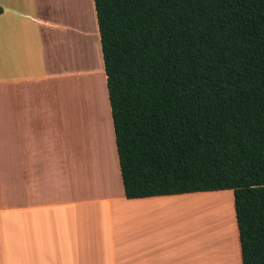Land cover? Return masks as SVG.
Returning <instances> with one entry per match:
<instances>
[{"label": "crops", "instance_id": "obj_1", "mask_svg": "<svg viewBox=\"0 0 264 264\" xmlns=\"http://www.w3.org/2000/svg\"><path fill=\"white\" fill-rule=\"evenodd\" d=\"M0 8V264L229 260L208 237L196 252L167 228L169 205L202 194L127 199L95 1ZM230 262L243 264L239 242Z\"/></svg>", "mask_w": 264, "mask_h": 264}, {"label": "trees", "instance_id": "obj_2", "mask_svg": "<svg viewBox=\"0 0 264 264\" xmlns=\"http://www.w3.org/2000/svg\"><path fill=\"white\" fill-rule=\"evenodd\" d=\"M94 1L127 199L233 191L264 264V0Z\"/></svg>", "mask_w": 264, "mask_h": 264}, {"label": "rangeland", "instance_id": "obj_3", "mask_svg": "<svg viewBox=\"0 0 264 264\" xmlns=\"http://www.w3.org/2000/svg\"><path fill=\"white\" fill-rule=\"evenodd\" d=\"M99 53H100V51H99ZM90 60H91V57L89 58L88 62ZM102 83H103L102 86H103V89H104V96H105L104 102H105V105H106L105 107H106V113H107L105 116H106V119H108V122H109V120H110L109 119V107H108V102H107V98H106L107 97L106 90H105L106 86H105V83L103 81V78H102ZM111 128H112V126H110V130H112ZM112 152L114 154V148H112ZM80 155H83V152L80 153ZM212 194L213 195L216 194L215 196H218L219 198H222V199L224 198V200H225L224 201V205H226V206L229 205V213H232V214L230 215L229 218L226 217V219L229 221V223L227 222V220L224 217H222V219L220 221H216V219L214 221H213V219L210 221V220H206L204 217H202L201 216L202 214H201L200 215L201 219H202V221H201L202 222L201 231L202 230L204 231V230L208 229V230H206L207 232L204 231V232H206V235L208 236V240H207L208 245H211V242L214 241L215 245H219V246L221 245L222 248L224 247V249L226 248V250L228 251V247L231 245V243H237L238 244V242H239V231H238V227H237L236 215H235V218L233 217V215L236 214L235 213V207H234L235 206L234 205V193H233V191H223V192H217V193H199V195H201V196L198 197V198L204 197L205 195L211 196ZM209 199H211V198H209ZM206 203H207V201H206ZM181 205H182L181 203H174V204L169 205V207H171L174 210H172L171 212L167 213V215L170 216L172 221H168L167 222L168 226H167V224H166V226H167L168 230H169V227L171 226L173 235H174L175 238L178 239V242H180V244H179L180 246H182L184 242L186 244L193 243V246H192L193 250L197 252V245L195 244V242L197 241V237H194L193 239H191L190 238V234H193V232L195 231L193 229L198 227L199 223L194 221V220L186 219L185 217H186L187 212H185L181 208ZM214 206H215V203L214 202L212 203L211 200H208V209H207V211L213 212V213H215L217 215V216L215 215L213 218L218 217L219 214L222 216V214L220 212H218V210L220 211L218 206L216 207L217 209L214 208ZM193 214H194V212H193ZM197 216H199V215H196V213H195V215L193 216V219H194V217H196L195 218V220H196L198 218ZM233 218H234V220H233ZM190 225H192V227L190 228V229H192L191 232H190L189 228L187 229V227H190ZM211 228H213L214 230L212 229L213 230L212 231ZM232 229H234V230H232ZM210 230H211V232L209 233ZM220 230L224 234L222 232H220ZM186 233H189V234H187V236H189V238L186 237ZM215 233L216 234L218 233V235L221 234V236H224L223 238H225V239H222L224 246L222 244H218L216 242V240H214V237H216ZM183 235L185 237H183ZM210 237L213 238V239H211ZM185 238H186V240H185ZM202 238H203V236H202ZM230 238H231V240H230ZM202 243H204V240H203ZM190 245H192V244H190ZM241 260H242V255H241ZM239 261H240V258H239ZM222 264H231V262H230V260H227L225 258L222 261Z\"/></svg>", "mask_w": 264, "mask_h": 264}, {"label": "bare ground", "instance_id": "obj_4", "mask_svg": "<svg viewBox=\"0 0 264 264\" xmlns=\"http://www.w3.org/2000/svg\"><path fill=\"white\" fill-rule=\"evenodd\" d=\"M95 55V54H94ZM216 195V194H215ZM215 195H211V196H207V195H205L204 197H201V198H194V199H191V201H184V202H180L182 205H181V208L185 211V212H187V214H186V219H188V220H194V221H196V222H198L199 223V225H198V227H196L195 229H193V230H195L194 232H193V234H190V238L191 239H193L194 237H197V242L199 243L202 239H204V238H207L208 236L206 235V230H208V229H206V230H204V231H206V232H204L203 230V232L201 231V227H202V219H201V216L202 217H204L206 220H212L213 219V221L216 219V221H220L221 219H222V217H224L225 219H226V217L227 218H229L230 217V215L232 214V213H229V205H224V198L222 199V198H219L218 196H215ZM209 198H211V199H209ZM213 198V199H212ZM208 200H211L212 201V203L214 202L215 203V206H214V208H216L217 206H218V208L220 209V211L218 210V212H220L221 214H222V216L219 214V216L218 217H216V218H213L216 214L215 213H213V212H210V211H207V209H208ZM206 201H207V203H206ZM213 209V208H212ZM217 209V208H216ZM179 212V211H178ZM193 212H194V214H193ZM195 213H196V215H199V216H197L198 218L195 220V218L196 217H194V219H193V216L195 215ZM202 214V215H201ZM201 215V216H200ZM217 216V215H216ZM232 217V216H231ZM233 217L235 218V214L233 215ZM234 218H233V220H234ZM185 220V219H184ZM227 220V219H226ZM183 221V220H182ZM227 222L229 223V221L227 220ZM184 225V224H183ZM214 226V225H213ZM229 226V225H228ZM232 226V225H231ZM192 227V225H190V227H187V229L189 228V230H190V232H191V230L192 229H190ZM224 227V226H223ZM194 228V227H193ZM213 228H211V230H212ZM211 230L209 231V233L211 232ZM214 230V229H213ZM212 230V231H213ZM232 230H234V229H232ZM188 232V231H187ZM220 232H222L221 230H220ZM235 232V231H234ZM223 233V232H222ZM187 234H189V233H186V237H188L189 238V236H187ZM216 234V233H215ZM224 234V233H223ZM227 235V234H226ZM202 236H203V238H202ZM213 236V235H212ZM178 237V236H177ZM183 237H185L184 235H183ZM182 237V238H183ZM224 236H221V234H219L218 235V233L216 234V237L214 238V239H216V240H218V241H220V244H222L223 246H224V244H223V241H222V239H225V238H223ZM226 237V236H225ZM229 237V236H228ZM179 238V237H178ZM187 238V239H188ZM211 238V237H210ZM211 239H213V238H211ZM176 240H177V238H176ZM185 240H186V238H185ZM230 240H231V238H230ZM183 241V240H182ZM177 242V241H176ZM230 243V242H229ZM183 245H186V243L184 242L183 243ZM228 247V246H227ZM224 248V247H223ZM225 251V253L227 254V256H228V259L229 260H236L237 259V243H231V245L228 247V251L226 250V248L224 249Z\"/></svg>", "mask_w": 264, "mask_h": 264}]
</instances>
